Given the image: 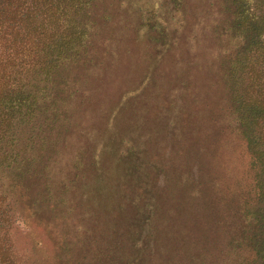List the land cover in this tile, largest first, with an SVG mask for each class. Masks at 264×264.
<instances>
[{"label":"trees","instance_id":"16d2710c","mask_svg":"<svg viewBox=\"0 0 264 264\" xmlns=\"http://www.w3.org/2000/svg\"><path fill=\"white\" fill-rule=\"evenodd\" d=\"M158 4L151 24L148 15ZM168 12L167 23L171 17L180 38L175 47L192 35L200 37L199 47L205 44L197 55L217 62L228 127L246 157L245 184L235 194L227 189L221 196L219 244H208L195 232L191 243L174 237L169 208L161 207L165 216L160 219L158 200H153L158 188L148 189L145 180L120 191V150L111 164L101 137L112 123L111 110L108 126L96 133L95 124L85 127L91 111L79 109L91 106L89 91L99 89L95 67L110 68L112 74L102 80L111 82L116 65L106 66L105 59L115 58L124 38L131 42L126 54L135 59L140 51L144 54L141 49L135 53L134 45L145 44L147 56L158 51V17ZM146 25L152 29L144 31ZM129 132L119 144L143 143L142 134ZM93 159L96 166L113 167L91 172L87 168L93 167ZM163 173L161 169L159 177ZM174 180L169 176L159 200L163 204L174 188L173 225L179 229L189 204H176L180 186ZM194 182L199 186L202 180ZM105 192L120 195L110 211L117 210L121 222L118 230L110 223V237H105L107 264H264V0H0V264H27L15 234L21 226L30 231L33 222L46 224L56 246L67 254L73 238L65 231L91 218V211L80 212L81 200L94 204L96 195ZM130 205L147 215L136 226L132 216L123 221ZM87 258H80V264H91Z\"/></svg>","mask_w":264,"mask_h":264},{"label":"rangeland","instance_id":"374dc122","mask_svg":"<svg viewBox=\"0 0 264 264\" xmlns=\"http://www.w3.org/2000/svg\"><path fill=\"white\" fill-rule=\"evenodd\" d=\"M156 9L158 10L148 15L151 24L156 21L155 15L160 9L159 4ZM170 12L159 16L161 18L158 17V31H160L156 44L158 51L152 56H147L145 54L149 49L144 47L145 44L134 45L132 50L135 53L141 49L144 54L141 55L140 51V55L135 59L126 54V47H129L131 42L124 38L125 40L123 39L117 47L118 53L115 58L105 59L108 61H105L106 66L116 65L113 68L116 72L114 71L113 76L109 78L111 82L106 85L102 80L104 76L112 74L110 68L106 73L103 67H95L96 71L94 68L92 72L95 73L96 78L98 77L95 84L99 89L89 91L92 96L91 106H79V109L85 110V114L88 113L87 110L91 111L92 116L88 117L91 121H87L85 127L95 124L96 133L99 130L103 133V127L108 126L107 112L111 110L112 123L108 126L109 131L106 136L101 135V137L108 147L111 164L115 152L120 150V154L118 153L122 172L120 191H126L140 178L145 180L143 183L148 189L158 188L159 195L153 197V200L154 203L156 199L158 200L160 219L165 216L161 207L169 208L167 222L174 237L191 243L192 233L195 232L208 244H219L222 236L220 203H223V198L221 196L227 189L234 191L235 194L239 186L245 184L246 157L241 153L237 136L228 127L226 112L224 113V108L228 104L222 72L217 62H213L210 56L203 60L202 53L197 55L205 44L202 42L199 47L200 37L192 35L190 41H183L179 43L183 44L182 46L175 47L174 42L180 38L173 32L171 17L170 22L167 23L166 18ZM190 23L192 25V21ZM151 29L146 25L144 31ZM165 29L172 32L167 35ZM195 43L197 45L193 54ZM122 51L124 55L120 57ZM147 54L149 55V52ZM138 116L141 118L140 123L137 121ZM136 125L137 129H135ZM129 126L131 127L128 128ZM129 130L142 134L143 143L131 141V146L119 144L122 142V136L129 137L132 134ZM111 164L107 168L96 166L97 160L93 159V167L87 169H91V172L105 173L107 169L113 167ZM161 169H164L165 173L159 177ZM169 176L175 178L171 183L176 187L180 186L175 191V200L178 201L176 204L179 205L180 202L183 207L187 206V202L189 204V213L179 229L173 225L174 188L170 187L163 198L162 203L165 206L160 204L159 200ZM194 180H202V183L197 186ZM96 196H98L96 203L93 204L86 199L85 202L81 200L79 205L80 212L91 211V218L82 221L79 224L80 228L70 229L71 232L65 231L73 238L71 249L67 254L56 246L53 234L49 229H45L46 224L42 227L33 222L30 231H26V228L21 226L15 238L20 251L27 254V264H80V258L89 256L92 259L87 258L85 262L107 264L109 256L103 249L104 243L107 242L105 237H110V223L114 230H118L121 223L118 211L115 209L110 211V204L113 198H118L120 195L115 196L113 193L105 192ZM124 211L121 210V213ZM137 212L130 205V215L125 212L123 221L132 216L137 219L136 226L137 221L147 216L145 212L141 214ZM149 217L153 219V214ZM154 217L157 215L155 214ZM176 217L180 221L183 219ZM97 240L100 241L99 251L95 248L98 245L95 243Z\"/></svg>","mask_w":264,"mask_h":264}]
</instances>
